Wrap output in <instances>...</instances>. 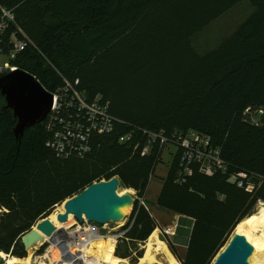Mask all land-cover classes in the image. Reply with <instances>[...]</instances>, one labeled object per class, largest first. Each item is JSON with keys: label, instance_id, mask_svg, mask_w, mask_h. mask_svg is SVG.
Here are the masks:
<instances>
[{"label": "trees", "instance_id": "16d2710c", "mask_svg": "<svg viewBox=\"0 0 264 264\" xmlns=\"http://www.w3.org/2000/svg\"><path fill=\"white\" fill-rule=\"evenodd\" d=\"M241 1L0 0V15L1 7L15 15L8 33L20 27L36 45L13 63L50 92L78 80L89 100L101 95L117 118L112 132L91 134L88 152L61 157L47 145V119L16 135L18 119L0 93V251L27 258L22 237L38 221L94 181L118 176L136 198L115 255L137 262L140 245L158 227L145 196L173 145L155 205L192 220L184 257L169 242L182 264H212L235 227L264 202V0H248L254 11L215 48L200 53L193 43ZM188 130L220 149L226 172L208 174L193 162L185 174L173 134ZM149 132L170 143L157 140L143 155ZM241 171L255 183L252 191L230 180Z\"/></svg>", "mask_w": 264, "mask_h": 264}, {"label": "built area", "instance_id": "2783aa9c", "mask_svg": "<svg viewBox=\"0 0 264 264\" xmlns=\"http://www.w3.org/2000/svg\"><path fill=\"white\" fill-rule=\"evenodd\" d=\"M0 15V58L5 60L0 63V75L19 69L13 60L19 53L26 50L30 45L36 46L31 38L20 27L9 34V28L15 22L14 12L10 9L1 7ZM79 81L72 82L65 79L62 86L53 93L52 108L47 116V127L51 132V137L47 142L57 155L68 157L73 154L83 155L91 148L90 137L93 132L110 133L114 130L117 120L109 110V103L101 95L89 100L86 94L78 88ZM149 138L143 147L142 154H148L157 140L163 146L170 143L168 137L162 132H149ZM131 137L125 134L120 137L121 142H126ZM173 143L181 147L184 151L186 166L185 174H191L190 164L197 162L201 165L202 171L212 174L215 170L227 171V164L221 156L219 148L214 147L210 138L196 130L175 131ZM248 173L241 171L231 175L230 180L237 182L240 187L252 191L255 183L248 179ZM247 181V182H246ZM144 204V199L140 200ZM89 222V221H87ZM84 223V222H83ZM72 230H77V236L70 241L79 247L87 242L88 233L96 228H82V224ZM72 228V227H71ZM123 232L117 234L121 236ZM51 242V248L55 247L58 254L62 257L64 252H69L66 241L55 237ZM75 248V247H74Z\"/></svg>", "mask_w": 264, "mask_h": 264}, {"label": "water", "instance_id": "95a60500", "mask_svg": "<svg viewBox=\"0 0 264 264\" xmlns=\"http://www.w3.org/2000/svg\"><path fill=\"white\" fill-rule=\"evenodd\" d=\"M0 93L5 96V107L12 109L18 119L15 128L18 137L27 127L44 121L53 104V93L47 90L35 75L21 68L0 75ZM121 187L123 186L118 176L94 181L62 203L64 210L58 213V221L66 223L71 215L80 223L86 219L102 225L125 219L126 210L134 205L135 198L130 192L121 193ZM57 229L50 215L38 221L22 237L26 250L32 249L38 242L45 241V236L53 240ZM254 249L246 235L235 233L212 264H251L250 258ZM3 261L0 253V262Z\"/></svg>", "mask_w": 264, "mask_h": 264}, {"label": "rangeland", "instance_id": "374dc122", "mask_svg": "<svg viewBox=\"0 0 264 264\" xmlns=\"http://www.w3.org/2000/svg\"><path fill=\"white\" fill-rule=\"evenodd\" d=\"M253 11L254 6L248 0H243L237 3L235 6L212 21L202 31H200L193 37V43L195 47L200 53H204L210 49L215 48L225 37L230 35L239 26V24H241ZM4 60L5 58L1 57L0 63H3ZM176 149L177 148L175 146L170 145L164 150L162 160L159 162L156 168L155 174L150 181L148 193L145 196L146 201H154L151 203V205H153L154 203L153 207L151 205H148V208L157 221L158 227L154 232H156L157 237L163 242L164 249L163 251L154 249L151 253L153 256V261L149 262L145 260L146 247L148 242L150 241L149 237L145 243L140 245V249L143 250V256L139 258L137 262H132L129 258L120 257L126 260V264H182V262L173 254L169 246V242H171L175 246L179 256L184 257L187 249L190 229L192 227V220L155 205V202L157 201V197L163 185V178L167 176L170 164L177 151ZM125 190V187L120 188V192ZM127 192H130L136 198V191L134 189H130ZM260 203L261 202L259 201L253 213L258 210ZM133 207L134 205L129 208L127 217L124 220L118 222H110L108 224L102 225L95 222H87V220L85 219L84 223L82 224V228H96L99 234L104 237H107L109 235L115 236L116 240L113 250V255H115L119 243L117 234H120V232L118 231L129 221L130 215L133 211ZM79 224L80 222L73 216L67 223H65L64 229L68 228L70 225L71 226L69 228L72 227L71 229H74L79 226ZM234 232L235 229L232 231L230 238L232 237ZM50 246L51 242L49 241H44L42 243L39 242L38 244H36V246L27 251L28 260L26 264L55 263L54 258L59 257V254L58 252H56V250L53 251ZM121 249L125 250L124 245L121 246ZM76 251L83 252V250L77 249ZM132 256H136L135 249L133 250Z\"/></svg>", "mask_w": 264, "mask_h": 264}, {"label": "bare ground", "instance_id": "6f19581e", "mask_svg": "<svg viewBox=\"0 0 264 264\" xmlns=\"http://www.w3.org/2000/svg\"><path fill=\"white\" fill-rule=\"evenodd\" d=\"M130 189L131 188H126L125 191L121 192L124 193ZM129 208L126 210V213L129 212ZM63 210V205L57 207L50 215V219L58 228L54 236L62 241H66L71 249L67 253L64 252L62 257L59 255V257L54 258L55 263L53 264H126L125 259L113 255L116 240L115 236L109 235L104 237L99 234L96 229H92L88 233L87 242L82 243L79 247H77V244L71 243L70 241L77 236V230L69 228L71 225L64 229L65 223L58 221L57 215ZM72 217L73 216L71 215L70 218ZM235 233L246 235L248 240L253 244L255 249L250 258L251 264H264V202L260 203L256 212L244 218L236 226L233 234ZM47 240H51V237L45 236V241ZM40 243H42V241ZM51 249L58 252L55 247ZM76 249L83 250V252H77ZM154 249L160 251H163L164 249V244L157 237L156 232L150 236V241L146 247L145 260L149 262L153 261L151 253ZM0 253L4 258V261L0 262V264H26L28 260L27 258H20L18 256L7 254L4 251H0Z\"/></svg>", "mask_w": 264, "mask_h": 264}, {"label": "crops", "instance_id": "0c3cea01", "mask_svg": "<svg viewBox=\"0 0 264 264\" xmlns=\"http://www.w3.org/2000/svg\"><path fill=\"white\" fill-rule=\"evenodd\" d=\"M152 202H154V201H152ZM152 207H153V205H151Z\"/></svg>", "mask_w": 264, "mask_h": 264}]
</instances>
